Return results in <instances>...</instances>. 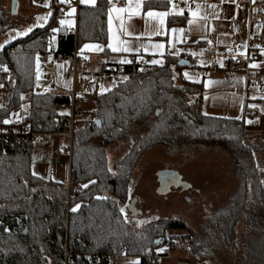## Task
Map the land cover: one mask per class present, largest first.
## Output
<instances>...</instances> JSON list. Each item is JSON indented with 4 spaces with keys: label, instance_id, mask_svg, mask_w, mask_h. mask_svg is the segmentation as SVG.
Here are the masks:
<instances>
[{
    "label": "trees",
    "instance_id": "obj_1",
    "mask_svg": "<svg viewBox=\"0 0 264 264\" xmlns=\"http://www.w3.org/2000/svg\"><path fill=\"white\" fill-rule=\"evenodd\" d=\"M108 5L107 0H97L94 7L79 9L77 47L86 42L106 45ZM57 16L55 10L44 28L0 51V128L27 104L19 119L23 128L36 133L68 131L70 114L61 109L70 108V95L36 91L42 87L36 79L37 56L51 50L48 41ZM5 22L0 12V36L15 26ZM177 22L182 21L168 19V25ZM74 40L72 35L60 37L58 59L73 50ZM179 60L166 56L162 65H149L111 91L92 94L89 111L74 100L69 188L32 174V142L11 137L0 143V264H95L123 249L128 257H138L139 264H150L145 256L154 258L160 245L177 238L168 232L187 229L182 221L162 218L130 228L125 211L120 212L129 199L131 174L139 159L159 146H218L235 161L242 183L233 204L215 214L200 236L187 232L178 237L188 241L190 260L204 263L202 253L211 245L233 250L237 224L246 215L255 221L253 212L264 217V171L244 142V120L204 115L202 87L181 76ZM5 66L11 83L3 80ZM116 142L124 144L126 153L109 171L107 149ZM118 149L117 145L114 150ZM76 205L80 207L73 212ZM257 245L247 251L245 264H264V243L262 248Z\"/></svg>",
    "mask_w": 264,
    "mask_h": 264
},
{
    "label": "crops",
    "instance_id": "obj_2",
    "mask_svg": "<svg viewBox=\"0 0 264 264\" xmlns=\"http://www.w3.org/2000/svg\"><path fill=\"white\" fill-rule=\"evenodd\" d=\"M113 2L117 7H125L128 0H113ZM46 3L47 7H45ZM197 4L201 5L200 15H208V20L204 21L197 17L194 23L189 25L187 21L193 19L189 14V10H195ZM209 4L217 5L216 9L208 8L207 5ZM26 5L31 10V13H28V17H26V19L30 18L31 31H28L24 37L17 40L25 38L35 29L44 28L55 10L58 14L53 26L58 31H50L48 42L51 50L48 51L49 53L45 57L48 67L54 73V80L51 84L43 80V73L39 65L43 90L56 94L65 93L70 95V98L73 93L82 110L89 111L92 108L90 97L92 94L101 95V85L111 91L121 81H98L91 83L85 76L73 81L72 77L67 73V67L62 60L56 56L53 57L51 52L56 53L60 37L65 35H72L75 39L74 46H77L76 36L79 9L94 7L95 5H84L80 3V0H69L68 3L64 4L59 3V0H35V2L33 0H17L16 14L19 8L26 10ZM134 5L135 0H133V7ZM70 8H75L76 11L72 16H67L66 13ZM181 9H183V14L178 15L177 13ZM147 11L168 12L169 15L164 17V24L161 25L159 18L147 17ZM213 11L216 13L215 18L209 15ZM49 13L51 15H48ZM260 14L264 15V0H254V2L253 0H234V2L233 0H224L223 3L221 0H171V2L170 0H143L139 15L129 18L127 13L123 14L125 26L129 28L130 32L134 33L133 36L123 35L119 30L120 21L115 18L113 19L112 31L109 32L106 10V45L102 46L96 42H86L78 46V48L81 51L85 44H98L103 47V51L104 49L106 50V53L90 49L81 51L88 55L86 66L92 72H98L107 65H126L128 63H120V61L122 59L130 61L137 57L145 58L149 65H153L149 63L153 59H161L164 62V57L166 56L185 60L188 62V65L183 67L180 74L185 80L201 85L202 113L219 118L243 119L247 134L249 133L251 138L259 139L261 142L262 151L259 153L258 159L259 167L264 171V75L259 73V70L264 69V54H262L264 36H259L262 26L259 20ZM115 15L113 13V17ZM45 16H47L46 21L38 19V17ZM169 18L182 22L168 25ZM62 19L71 20V26L67 24L61 25L59 21ZM181 28L184 29L182 33L171 31L172 29ZM136 36H139L138 40ZM249 36H256L258 39L257 47L255 50L250 51H255L258 54L259 61L250 63L244 69L236 68L233 64V57L242 53L245 54L248 51L247 41ZM52 37H55V39L53 40ZM110 37H112L111 41ZM120 40L127 41L128 45L133 49L143 44L147 46L148 50L145 51L143 47H140L138 52L135 50L130 52H113L107 47L109 42L115 46ZM208 41H211V43H208ZM13 42L10 41L7 45H4L0 41V45H3V47H0V51ZM157 43L165 45L163 56L152 47L153 44ZM201 52H203L202 55ZM253 63L257 67H251L250 65ZM185 72L192 79H186L184 76ZM208 81H212V83L205 87ZM107 92L109 91L103 94ZM251 105H255V107H251ZM61 113L71 114V108L61 109ZM15 118L17 119L16 116ZM247 121H252V123H248ZM50 138H53V145L57 148L54 154H57L56 152L59 151V147L64 146L63 154L65 155L66 143H68L66 134L59 133ZM65 156L67 157L70 185V159L67 155ZM51 161L52 163H58V159L55 157ZM133 261H139V258H126L121 261V264H132ZM162 262L163 259L159 263L150 264H162ZM178 262L179 264H197L189 258L185 261L179 260ZM113 264L115 263L113 262Z\"/></svg>",
    "mask_w": 264,
    "mask_h": 264
},
{
    "label": "rangeland",
    "instance_id": "obj_3",
    "mask_svg": "<svg viewBox=\"0 0 264 264\" xmlns=\"http://www.w3.org/2000/svg\"><path fill=\"white\" fill-rule=\"evenodd\" d=\"M14 1L17 2V0ZM12 2L13 0H0V12L4 22L8 21L15 25L1 34L0 41L4 45L24 37L26 34L17 35V33H27L31 27L30 18L26 19L28 13H31L28 5H26V10L19 8L17 14L12 15ZM3 80L11 83L12 78L9 71H4ZM124 81L126 80L121 83ZM0 96L2 97V87H0ZM27 109L26 104L19 108L16 112L19 114V119L26 114ZM13 119L17 120L15 117ZM244 142L252 149L255 162L259 167L258 155L262 151L260 140L251 138L248 133ZM117 145L119 149L114 150ZM63 147H59L57 154H54L57 148L53 145V138H49L47 142L40 140L33 142L31 172L32 174L35 172L36 176L43 179L58 181L68 188V164L67 157L63 154ZM125 153L126 149L121 142L109 146L107 149L109 169H112L114 163L122 159ZM53 157L58 159V163H52ZM236 169L235 161L231 156L215 145L194 144L178 150H171L167 146L150 149L141 156L131 174L129 199L131 201L134 197L139 198L140 207L136 206L135 210L138 209L140 215L133 218L132 211H127L125 217L128 226L136 229L157 218L177 219L184 222L187 229L168 232V235L177 238L168 244L160 245L159 248H164L165 252H156L165 255V257L162 255V264H179V260H187L188 250H190L189 243L187 240L181 242L178 237L188 234L187 232L200 236L204 228L209 227L215 214L233 204V197L239 194L237 192L242 184ZM165 170L177 173L182 184L176 189L173 188L161 194L158 193L157 175ZM254 213L256 222L248 221L252 216L246 215L237 224L233 250H227L222 245H211L209 252L202 253L201 260L205 262L196 263L245 264L247 251L257 244L258 248H262L261 244L264 243V217H260L259 212L252 214ZM122 260L116 258L112 261L115 264H121Z\"/></svg>",
    "mask_w": 264,
    "mask_h": 264
},
{
    "label": "built area",
    "instance_id": "obj_4",
    "mask_svg": "<svg viewBox=\"0 0 264 264\" xmlns=\"http://www.w3.org/2000/svg\"><path fill=\"white\" fill-rule=\"evenodd\" d=\"M259 20L262 24L261 30L259 32V36H264V15L260 14ZM257 45H258L257 37L249 36L247 41L248 51L245 54L234 56L235 57V59H233L234 66L239 69H244L247 68L250 63L259 61L258 54L255 51L254 52L250 51V50H255ZM47 53L49 52H41L38 54L37 57H39V65L43 73L42 79L51 84L53 83L54 80V73L46 63L45 57ZM51 55L53 57L56 56L55 53L53 52H51ZM61 60L67 67V73L72 77L73 81L80 77L85 76L86 78H88V81L91 83H95L98 81H123L124 80L123 77L126 76L129 78L133 75L139 74L143 69L149 66L145 58L137 57L130 60L131 63H128L126 65H107L98 72H92L86 66V63L88 61V55L82 53L77 46H74L73 50L69 54L63 55L61 57ZM259 73L261 75H264V69L259 70ZM36 91L43 92V88L38 87ZM74 100L75 97L73 96L72 93L71 106H70L71 108L70 125L68 131L65 132L66 136L68 137V143H67V148L65 149L64 152L65 155L69 157V159L72 153V148H71L72 135H73L72 111H73ZM9 119L12 121V123L4 125L2 128H0V143L6 144L11 137H18L23 141H30L32 143L37 140L47 142L51 136L59 134V133L30 132L29 130L23 128L20 125L19 120H15L12 118ZM90 120L91 118H88V121ZM127 257L128 256L125 253V249L115 250L110 256L97 260L95 264H113L112 260L116 258L125 259ZM145 257L147 260H149L150 263H159L162 258V254H158L154 258H152L151 256H145Z\"/></svg>",
    "mask_w": 264,
    "mask_h": 264
},
{
    "label": "snow or ice",
    "instance_id": "obj_5",
    "mask_svg": "<svg viewBox=\"0 0 264 264\" xmlns=\"http://www.w3.org/2000/svg\"><path fill=\"white\" fill-rule=\"evenodd\" d=\"M33 2H35V0H33ZM69 0H59V3L61 4H64V3H68ZM171 2V0H170ZM221 2L223 3L224 0H221ZM234 2V0H233ZM254 2V0H253ZM80 3L81 4H84V5H95L96 4V0H80ZM107 3L110 5L107 9V15H108V25H109V32L112 31V24H113V19H117L120 21V26H119V30L121 33H123V35L125 36H133L134 33L130 32L129 31V28L127 26H125V23H124V18H123V14L124 13H127L129 18H131L132 16L134 15H139V10L142 6V3H143V0H135V5L133 7V0H128V3H127V6L125 7H117L116 4L113 2V0H107ZM45 7H47V3L45 4ZM173 7H175V5H173ZM208 8L210 9H216L217 5L215 4H209L207 5ZM238 7V6H237ZM200 10H201V5L200 4H197L196 5V9L195 10H189V14L191 17H193V19H189L187 21V23L189 25H192L194 23V20L195 18H199L201 20H204V21H207L208 20V15H204V16H201L200 15ZM76 9L75 8H70V10L66 13L67 16H72L74 13H75ZM113 13H115V17H113ZM178 15H182L183 14V9H181L178 13ZM48 15H51V13H49ZM169 13L168 12H157V11H147L146 13V16L149 17V18H159V22L161 25L164 24V17L168 16ZM209 15H212L214 18L216 17V13L215 11H213L212 13H209ZM38 19H42V20H47V16L45 17H38ZM59 23L61 25H69L71 26L72 24V21L71 20H65V19H62L59 21ZM27 31H31V28H29ZM53 32H57L58 29L56 28H53L52 29ZM172 32H183L184 29H172L171 30ZM26 34V32H21V33H17V35H24ZM153 34H158V33H153ZM52 39L54 40L55 37H52ZM112 37H110V41H111ZM136 39L138 40L139 39V36H136ZM208 43H211V41H208ZM0 47H3V45H0ZM108 48H110L113 52H130V51H139L140 50V47H143L145 49V51H147V46L141 44L140 47H137L135 49H133L131 46L128 45V42L127 41H123V40H120L118 41V44L117 45H113L111 42L108 43L107 45ZM152 47L154 49H156L161 56H163V50H164V47L165 45L163 43H157V44H153ZM246 47V45H245ZM84 49H90V50H97V51H103V47L98 45V44H85L84 45V48L81 49V51L83 52ZM203 54V52H201V55ZM243 54V53H242ZM262 54H264V49H262ZM193 55H195V53H193ZM233 59H235V57H233ZM120 63H131V61H128L127 59H122L120 61ZM149 63L153 64V65H156V64H160L162 65L163 64V60L161 59H153L151 61H149ZM201 63H203V61H201ZM223 66V65H221ZM251 67L255 68L257 67V65L255 63H253L252 65H250ZM3 70L5 72L8 71L7 67L5 66L3 68ZM184 76L186 79H192V77L189 76V74L187 72L184 73ZM36 79L39 80L40 79V74H39V57H37V76H36ZM124 80H127L128 77H123ZM212 83V81H208L206 84H205V87L208 86V84ZM0 87H3V85H0ZM106 91H110V89H105L103 85L100 86V93L103 94L104 92ZM22 100L24 99L23 96L20 97ZM0 107H3L2 105H0ZM23 107V105H22ZM251 107H255V105H251ZM16 115L17 117V120H19V114H14ZM248 123H252V121H247ZM3 123L4 124H10L12 123V121L10 119H5L3 120ZM109 171H111V169H109ZM33 175H36L35 172H33ZM89 183H95V181H89ZM83 188H87L88 187V184H84L82 185ZM131 191V189H129V192ZM98 199H102L101 197H98ZM80 207V205H76L72 211L75 212L78 208ZM120 212L123 213L124 212V208H120ZM166 250L164 248H157V252H165ZM132 264H139V261H133Z\"/></svg>",
    "mask_w": 264,
    "mask_h": 264
},
{
    "label": "water",
    "instance_id": "obj_6",
    "mask_svg": "<svg viewBox=\"0 0 264 264\" xmlns=\"http://www.w3.org/2000/svg\"><path fill=\"white\" fill-rule=\"evenodd\" d=\"M11 13H12V15L16 14V2L14 0L12 2ZM177 65L180 66V67H185V66L188 65V62H186L183 59H180L178 61ZM98 123H99V121H98ZM157 176H158V178L163 177V180L165 179L164 177L171 179L174 182V185H175L176 188H178L182 184L178 174L173 172V171L166 170V171H163V172H159ZM160 188L161 189L158 190V193L165 194L168 191V190L164 189L163 187H160ZM135 213H136L135 216L138 217L140 212H139V210H136ZM158 242H159V240H156V243H158Z\"/></svg>",
    "mask_w": 264,
    "mask_h": 264
},
{
    "label": "flooded vegetation",
    "instance_id": "obj_7",
    "mask_svg": "<svg viewBox=\"0 0 264 264\" xmlns=\"http://www.w3.org/2000/svg\"><path fill=\"white\" fill-rule=\"evenodd\" d=\"M164 178H165L164 180H163V177L158 178V182H159V188H158V190L160 189V187H163L166 190H172L173 188L176 189V187L174 185V182L171 179L166 178V177H164ZM136 206L140 207V200H139V198L134 197L131 201H130V199H128L127 203L125 204V208H124L125 213L127 211H132L133 218L136 217L135 216V214H136L135 213L136 212L135 207ZM139 215H140V213H139Z\"/></svg>",
    "mask_w": 264,
    "mask_h": 264
}]
</instances>
